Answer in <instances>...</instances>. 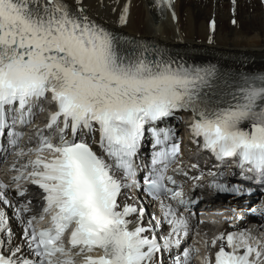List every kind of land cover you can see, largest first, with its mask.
I'll use <instances>...</instances> for the list:
<instances>
[{
  "label": "snow or ice",
  "instance_id": "1",
  "mask_svg": "<svg viewBox=\"0 0 264 264\" xmlns=\"http://www.w3.org/2000/svg\"><path fill=\"white\" fill-rule=\"evenodd\" d=\"M157 3L171 9L173 0ZM128 13L125 4L121 26ZM49 96L55 110L47 128L59 130L57 142L37 132V147L15 153L29 159L19 168L13 164L19 173L13 183L24 179L42 192L41 215L25 221L35 259L12 246L4 207L23 216L31 201L13 205L9 185L0 181V264H76L77 257L83 264H161L162 252L179 248V237L188 234L181 209L188 211L189 201L168 175L180 145L173 142V129L156 127L178 112L191 113L189 132L218 160L236 159L241 168L264 176V74L230 77L213 65L189 64L126 40L64 0H0V137L9 129L16 146L22 137L16 125L31 124L33 108ZM148 131L158 150L143 183L159 201L161 217L145 224V209L129 203L134 198L125 190L139 187L135 158ZM26 191L17 188L19 196ZM232 191L242 193L239 187ZM251 212L264 216V206ZM45 217L50 226L38 229ZM164 224L170 231L158 237ZM249 239L246 231L221 233L211 242L213 248L219 242L214 262L210 254L205 264H252L251 254L260 253ZM195 251L177 254L174 264H190Z\"/></svg>",
  "mask_w": 264,
  "mask_h": 264
},
{
  "label": "bare ground",
  "instance_id": "2",
  "mask_svg": "<svg viewBox=\"0 0 264 264\" xmlns=\"http://www.w3.org/2000/svg\"><path fill=\"white\" fill-rule=\"evenodd\" d=\"M64 2L83 7L92 20L126 40L148 43L189 64L213 65L230 77L264 74V0H174L167 13L147 0ZM125 4L128 22L121 26ZM16 243L12 233V246Z\"/></svg>",
  "mask_w": 264,
  "mask_h": 264
},
{
  "label": "rangeland",
  "instance_id": "3",
  "mask_svg": "<svg viewBox=\"0 0 264 264\" xmlns=\"http://www.w3.org/2000/svg\"><path fill=\"white\" fill-rule=\"evenodd\" d=\"M215 4V3H214ZM248 6L250 7L251 6V4H248ZM264 6V5H263ZM236 9H234V11H235ZM199 11V10H198ZM196 12L197 13V15H200L201 14V10L199 11V12ZM234 24V23H233ZM264 26V25H263ZM254 36V35H253Z\"/></svg>",
  "mask_w": 264,
  "mask_h": 264
}]
</instances>
